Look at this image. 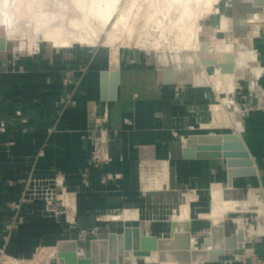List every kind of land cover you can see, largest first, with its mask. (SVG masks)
Wrapping results in <instances>:
<instances>
[{
    "label": "crops",
    "instance_id": "obj_1",
    "mask_svg": "<svg viewBox=\"0 0 264 264\" xmlns=\"http://www.w3.org/2000/svg\"><path fill=\"white\" fill-rule=\"evenodd\" d=\"M219 9L212 12L219 13L221 18L213 22V36L209 38L215 52L208 50V53L218 60H225V51H232L233 55L232 71L222 72L218 67L219 71L234 73L239 53L248 50L256 51L252 60L256 62L254 68L261 67L251 79H241L236 91L241 110L238 133L250 153L256 173L233 176L229 183L224 158L182 156L185 137L190 133H223L225 131L210 127L226 126L235 132L234 125L219 120L220 115L217 118L213 115L214 122H208L205 105L211 97L216 99L220 90L233 88L232 82L225 81L221 89L209 80L202 86L164 83L161 70L154 67L152 57L146 52L115 48L111 54L112 62H116L119 51L115 97L104 98L102 71L111 69L108 48L97 44L42 45L37 52L19 57L17 67L0 70V250L13 257L28 258L39 245L55 246L64 239L76 240L81 249L90 242L77 239V231L81 228L98 225L105 237L109 231H119L106 230L102 222L106 218L114 223L141 226L140 220H150L153 214L157 217L155 221L167 223L170 213L168 234L163 233L167 230L163 227L150 234L170 236L173 221L178 230L186 229L185 223H189L194 240H203L212 223L206 215L210 210V192L216 183L222 185L226 199L246 200L251 190L264 199V108L258 107L264 98V23H259L264 16L247 10L238 23L233 18L229 24ZM249 14L258 16L249 19ZM242 22L251 23L245 43L219 36L231 33L241 37V32L235 34L234 26H242ZM200 43L201 39L196 51ZM16 56L7 54L12 60H16ZM66 73L72 80L68 86L63 81ZM240 77L242 74L237 76ZM110 82L109 72L106 92H109ZM66 93L70 99L65 102L61 99ZM216 104L212 103L211 107ZM93 151L101 159L98 165L91 162ZM148 161L166 167L161 168V165L160 171L144 179L141 173ZM84 176L87 184L82 181ZM55 178L62 180L68 192L69 201L65 203L70 204L68 211L72 215L67 212L69 216L62 213L55 216L46 210L49 204L41 194L60 191ZM32 190L37 191L38 197L22 203L19 214L14 216L6 203ZM190 195L192 198L184 206L186 218L179 219L180 206ZM252 206L257 205L242 204L246 209ZM102 215H106L105 218ZM225 218L223 222L230 233L235 228L232 225L228 230ZM13 219L15 225L7 231L5 225ZM127 219L129 221H124ZM236 250L239 251L237 256L224 257ZM263 252L264 235H260L251 242L249 250L238 245L226 250L216 261L204 264H244L246 258L242 256L262 255Z\"/></svg>",
    "mask_w": 264,
    "mask_h": 264
},
{
    "label": "bare ground",
    "instance_id": "obj_2",
    "mask_svg": "<svg viewBox=\"0 0 264 264\" xmlns=\"http://www.w3.org/2000/svg\"><path fill=\"white\" fill-rule=\"evenodd\" d=\"M144 1L145 0H139V2L138 0H126L122 4L120 0H0V25L4 27V30L2 33H0V36L5 38L6 43L7 41L11 40L9 39L10 36L15 34L21 37H25L26 31L21 26V23L27 22L32 25V31L35 36L34 38L29 40L30 43L34 42V44H36L37 41H48L54 47H69L75 43L94 45L99 40V33L102 30H104L105 26L109 24V26H107V28L108 27L109 28L106 30V38H105V41L107 40V43L110 42L114 43L116 39H119L121 35L124 34L123 33L124 31L127 34V36L126 34H124L123 38L125 36L127 39L128 37L130 39H133L134 36L136 35L134 38L135 41L133 40L134 43L136 45L149 44L148 49L151 50L153 48H158L164 45V48L170 47L168 49H172L176 47V49H188L194 51L195 49H197L198 42L201 39L199 35V29H200L199 19L203 17L204 14L212 13L218 11L219 9V6L217 5V0H146L148 5L145 6V8L143 9V7L141 6L144 4L146 5V2L144 3ZM133 8H135L134 9L135 11H132ZM148 9H150V13L148 12L149 11ZM144 10H148L147 11L148 13H146L148 14L147 16L144 15L145 14ZM140 11L142 12L144 11V13H141ZM140 13L143 16H145L144 17L145 19H143V21L140 22L141 24L139 23L140 25L138 26L136 22H138L137 20H139L140 19L139 17H141ZM138 15L140 16L138 17ZM257 16H258L257 14H251L248 18L250 19V17H257ZM226 19L224 20L225 22ZM261 22H264V20ZM227 24L225 26H227ZM225 26L222 25V28ZM156 30L158 31L157 34L154 33ZM134 31L136 32V34L133 35V37H131L132 36L131 33H133ZM152 33L156 34V37L154 36L155 38L152 37L153 40H150L149 36H152L151 35ZM13 37L15 38V36ZM123 38H120V40ZM225 40L226 38L224 39V41ZM124 41L126 44L130 42L129 39L128 40L125 39ZM124 41H120V42L124 43ZM20 44L24 45L25 43H23L22 41V43ZM203 45L204 44H200V49L197 50V52H195L196 58L200 62V66L204 71V74L206 75L207 79L213 82L216 86L220 87V89L222 88L221 84L225 83V81H229L231 84V82L233 83V79L235 77L237 78V76L241 74L243 76L244 67L247 65L249 61L255 59V55H256L255 50L240 52L236 60L237 62L236 71L232 74L230 73L225 74L222 72H231L233 69L232 51H225V60H218L217 58L212 57L208 53L209 48L206 49L205 45L204 46ZM246 47L247 46L245 45L243 49H246ZM2 50H5V48ZM237 53L238 51L236 52V54ZM201 58H206L213 63V65H210L212 66V70L207 71V67L202 64ZM218 67L222 72L219 71ZM254 67L255 66H252V68L250 67V69L254 73H256V71L258 72L261 69L260 67L259 70H256V68ZM209 74L210 75L213 74V76H209ZM223 85L227 86V82L226 84ZM222 102L224 104L222 103H221L222 105L216 104L211 107L213 110V115L216 116L215 118L219 117L217 115H220L221 117L219 118V120L223 124L225 122L228 125L230 123L234 125L236 128L235 133L239 134L238 128L240 121L233 120V118L231 119L227 100L223 98ZM213 124H211V126ZM203 125H207V123H203ZM217 125H221V124H217ZM241 128L242 127H240V130ZM154 162L155 161H153V163ZM147 163H148L147 167L143 168L142 169L143 173H141L143 174L144 179L145 178L150 179L148 178L149 176H151L149 174L150 173L153 174L155 171L157 172L160 169L159 167L162 165L161 166L162 168L164 165L160 163L157 164L154 163L155 164L154 165L151 161H148ZM162 170L163 169H161V171ZM158 177H162L165 179V177L163 176H158ZM147 179L145 181H147ZM216 185H217L216 187L214 186V188L211 189L210 192L211 203L209 205L210 210L207 212V216L211 219L212 223H217V224L223 223L224 217L227 216V213L234 211L236 212L241 211L243 209L242 204L257 205L258 206L257 210L259 211V214L262 215L264 218V199L262 197H259L256 191L251 190L250 195L249 197H247L248 199L246 200H238L233 198L226 199L223 197L222 194V189H223L221 188L222 185L220 184V186H218L219 183L218 184L216 183ZM62 197H63V203L65 201L66 202L69 201L68 196L67 197L62 196ZM191 198H192L191 195L188 196L187 200L183 204H181L180 214L178 216L179 219L186 218V215L184 213V206L187 205L188 200H190ZM236 220L238 221L237 226H239L244 230V240L242 242H239V245H242L245 248H247V250H249L251 248V242L253 240L258 239L260 235H264V226L262 224L261 225L258 224L256 227L250 225V227L247 229L246 226L244 225V222L242 223L240 216L236 217ZM185 224L187 227L186 229L178 230L177 229L178 226L176 222L171 221V232L169 235H171V233L175 231L189 230V223H185ZM191 244L193 247L202 246L204 248H208L210 247V238L209 236H205L199 245H196L192 240ZM80 253L88 254V250L83 248L81 249ZM80 253L78 251L79 255ZM57 255H58V251H57ZM150 258L156 259L157 258L156 254L152 253L150 256H144L142 257L141 260L146 261ZM58 260L60 261L61 264H63L62 258L60 256ZM156 262H158V264H176V262L174 261H156ZM124 264H141V263L139 257H136L134 254L130 252L127 255H125Z\"/></svg>",
    "mask_w": 264,
    "mask_h": 264
},
{
    "label": "water",
    "instance_id": "obj_3",
    "mask_svg": "<svg viewBox=\"0 0 264 264\" xmlns=\"http://www.w3.org/2000/svg\"><path fill=\"white\" fill-rule=\"evenodd\" d=\"M253 7H263L264 0H249ZM205 48H213L208 40H201ZM203 45V46H204ZM6 46L5 38L0 36V50ZM202 48V45H201ZM197 52V51H196ZM112 47L109 48L110 71H102L103 97H115L118 82L119 51L117 61L111 60ZM152 62L161 70L164 83H191L207 85L208 79L196 58V53L188 49H155ZM204 66L213 65L201 58ZM110 72L109 92H106V76ZM184 158H224L229 183L233 176L252 175L256 167L246 145L239 134L229 132L190 133L185 137L182 147ZM210 247H193L194 237L190 231H175L170 236H157L146 233L140 225H124L120 231H109L100 239L91 240L88 254H81L76 240L64 239L57 242L58 255L63 264H124L126 253L136 257L156 254V259L148 261H174L176 264H204L216 261L226 250L235 249L244 240V230L236 225L234 231L227 233L224 222L211 223L208 231ZM78 251L80 255L78 254Z\"/></svg>",
    "mask_w": 264,
    "mask_h": 264
},
{
    "label": "rangeland",
    "instance_id": "obj_4",
    "mask_svg": "<svg viewBox=\"0 0 264 264\" xmlns=\"http://www.w3.org/2000/svg\"><path fill=\"white\" fill-rule=\"evenodd\" d=\"M126 0H120V2L123 4ZM139 2V0H138ZM146 2V5H142L141 7H143V9L145 8V6H147V1L145 0L144 3ZM149 3V2H148ZM217 5L219 6V12L224 14L227 19H228V22L229 24L232 23V19L233 18H236V20H234L235 23H238L239 22V18H242V14H244L245 11H257L261 16H264V8L263 7H253L251 5V3L249 2V0H217ZM137 6V4H136ZM135 6V7H136ZM135 8H133L132 11H135L134 10ZM147 9V7H146ZM142 10V8H141ZM149 10V11H148ZM148 10H144L145 11V16H147L148 14L146 13H150V9ZM144 11H140L141 13H144ZM148 11V12H147ZM140 13L141 17H139L140 15H138V18L139 20H137L138 22H136V24L139 26L143 21V19H145L142 14ZM230 14V15H229ZM205 16L203 18L200 19V29H199V34H200V38L201 40H208L211 36V34H213V22L218 18V21L220 20L221 16L219 13H209V14H204ZM143 16V17H142ZM244 16V15H243ZM140 23V24H139ZM242 26H234V31H235V34L241 32V37H238L237 35H233L231 33H225L224 35H219V36H222V37H230L231 39H236L237 41L241 42V43H245L246 42V31H248V29L250 28V22H242ZM259 23H264V22H259ZM235 25V24H234ZM21 26L25 29L26 31V36L25 37H21V36H18L17 34L15 35H12L10 36L9 41H7L6 43V47H5V50H2V52H0V70H4L5 68H14V67H17V61H18V58L21 57V56H25L27 54H32V53H35L39 50V48L42 46V45H45L47 47H52V44L48 41H37L36 44H34V42H31L30 43V39L34 38V33L32 31V25L30 23H27V22H22L21 23ZM109 26V24L107 25ZM107 26H105L104 30H102L100 33H99V40L98 42H96V44L98 45V47H106L108 48V52H109V48L112 47V49H115V48H119V51H120V48L121 49H126V50H131L135 53H137L138 51H144L146 52L150 57L153 56V50L155 49H168L170 47H167V48H164V45H162L161 47H158V48H153L152 50L151 49H148V45L147 44H143V45H136L134 43V38H135V34L136 32L134 33H131L134 38L133 39H130L128 37V39L130 40V42L128 44L125 43V39L128 40L125 36L123 38V35L126 34L124 31H123V35H121L120 38H123L120 40L119 39H116L114 41V43H107V40L105 41V38H106V30L109 28H107ZM231 27V26H229ZM4 30V27L2 25H0V33H2ZM6 32V31H5ZM104 32V33H102ZM154 33H158V31L156 30ZM152 33L151 35L152 36H149V39L150 40H153V38L156 37V34ZM216 35H218V33H216ZM15 36V38L13 37ZM127 36V34H126ZM155 36V37H154ZM158 36V35H157ZM18 37V38H17ZM23 39H21V38ZM19 39V40H18ZM21 40V41H20ZM103 40V42H102ZM134 40V41H133ZM25 43L24 45L20 44V43ZM116 41H117V44H116ZM119 41V43H118ZM120 41H124L125 45L123 42H120ZM132 42V43H131ZM30 44V46H29ZM76 45H79V43H75ZM73 44V45H75ZM94 44V45H96ZM173 44V43H172ZM72 45V46H73ZM80 45H85V44H80ZM147 45V46H146ZM93 46V45H91ZM141 46V47H140ZM145 46V47H143ZM172 49H176V47L172 48ZM241 49V48H240ZM210 51L212 52H215V50L212 48H209ZM194 52H196V49L194 50ZM7 54H15L17 55L16 56V60H12V59H8L7 57ZM249 63V64H248ZM247 63V65L244 67V73H243V76L240 77V78H237V79H234V82H233V88L228 90V88H225L223 90H220L218 93H217V96H216V99H210V101H208V103H206L205 105H207V115H208V122L212 120L213 118V110L211 108V104L212 103H219L220 105L224 104L222 102V99L225 98L228 102V109H229V114L231 116V119L233 118V120H237V121H240V114H241V110H240V106L238 105V96L236 95V91L239 87V83H240V80L242 79H251L255 73L250 69V67L252 68V66L256 65V62L254 61H249ZM250 65V66H249ZM249 66V67H248ZM208 68L210 70H212V66H208ZM248 71V72H247ZM209 76H213L209 74ZM237 87V88H236ZM261 98V96H260ZM263 98V96H262ZM263 99L260 100L259 104L262 105L264 104L263 102ZM222 103V104H221ZM244 108V107H242ZM211 129H218V130H223V131H232V128L230 127H210ZM192 195V194H191ZM186 196V195H185ZM186 198V197H185ZM54 201L52 203L49 204L48 208L46 209L49 213H52L53 215L55 216H59L61 213L63 215H68L69 213L67 212H70L68 211L66 208V210L64 209V207L61 205V203H59V201L57 199H53ZM185 200V199H184ZM183 200V201H184ZM182 201V202H183ZM180 202V203H182ZM179 203V204H180ZM179 204L176 206V209L174 210L173 213H175L178 209V206ZM257 206H252V207H249V208H243L242 211H234V212H228L227 213V216L225 218V224H226V227L228 230H230V228L232 227V225L234 226V228L236 227V225H238V221L236 220V217H241V220H242V223L244 221H248L250 223L251 226H257L258 224L259 225H263L264 226V218L261 217V215L256 211L257 210ZM71 213V212H70ZM171 214V213H170ZM169 214L168 217H166L168 219V222H160V221H155V215L153 214V218H151L150 220L149 219H141V226L143 227V231L144 232H148V233H151L150 231L152 230H157L158 227H163L167 230L163 231L164 234H168V231H169V228H170V222H169V219H171V215ZM72 215V213H71ZM69 216V215H68ZM104 216V215H102ZM106 216V215H105ZM104 216V217H105ZM139 216V215H138ZM207 216V215H206ZM68 219H71L68 217ZM154 219V220H153ZM210 219V218H209ZM211 220V219H210ZM72 221V219H71ZM100 221V220H99ZM113 220H111L110 218H106V220L102 221L106 230L110 229V228H114L115 230H122V227H123V224L122 222H112ZM124 221H129L128 219L127 220H124ZM132 221V219L130 220ZM152 221H155V222H152ZM234 221V222H233ZM154 223V224H153ZM130 224H133V223H125V225H130ZM244 225H245V222H244ZM250 225L246 226V228L248 229L250 227ZM246 229V230H247ZM194 243L196 245H199L202 240H194ZM88 242L85 244V246H81V249L83 248H88ZM247 244V243H245ZM80 249V250H81ZM3 252V251H2ZM239 251H231V252H228L227 254H225L224 257L228 258V257H232V256H237L236 254H238ZM128 253H126L127 255ZM56 256V258H55ZM59 256L57 255V250H56V245L55 247L53 245H39L33 255L31 257H28V258H23V257H13V256H10L8 254H6L5 252H3V254L0 252V264H61L60 261L58 260ZM140 259V263L141 264H158V262L156 261H149L146 260V261H143L141 260L142 257H139Z\"/></svg>",
    "mask_w": 264,
    "mask_h": 264
},
{
    "label": "built area",
    "instance_id": "obj_5",
    "mask_svg": "<svg viewBox=\"0 0 264 264\" xmlns=\"http://www.w3.org/2000/svg\"><path fill=\"white\" fill-rule=\"evenodd\" d=\"M64 84L66 86H68L69 84H71L72 80H71V76L69 73H66V75L64 76ZM70 95L68 93H66L63 97H62V101H68L70 99L69 97ZM264 103V98L263 101ZM258 107H262L264 108V104L262 105H258ZM102 133V131H101ZM91 162L93 165H98L101 162L100 157L97 155V153L95 151L92 152L91 155ZM56 186L60 187V191L56 192L54 194H50L48 195L47 191H44V193H42L41 195H44L43 197H41L46 204H50L52 203L55 199H57L59 201V203H61V205L64 207V209L66 208L67 210L71 209L70 204L67 203H63V197L62 196H68V192L65 191V188L62 185V180H58L57 178L54 179ZM84 184H87V177L84 176V178L82 179ZM37 196V191L32 190V191H26L24 193L21 194V196L15 200V201H10L7 202L6 205L14 211V216L18 215L21 209V205L24 202L27 201H32L34 199H36ZM1 209V207H0ZM65 209V210H66ZM15 225V219L10 220L6 223L5 225V229L7 231H9L13 226ZM246 226V224H245ZM104 236L102 235V230L98 227V225H94L91 227H87V228H81L77 231V239L80 240H87V241H91L94 239H100L103 238ZM55 247V246H54ZM0 252L3 254L2 250H0ZM243 259L246 258V262L244 264H264V252L262 253V255H258L256 253H249L246 256H242Z\"/></svg>",
    "mask_w": 264,
    "mask_h": 264
}]
</instances>
